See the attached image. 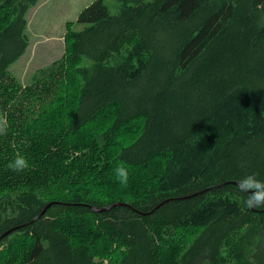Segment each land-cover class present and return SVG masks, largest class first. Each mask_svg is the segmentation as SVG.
<instances>
[{
	"label": "trees",
	"instance_id": "obj_1",
	"mask_svg": "<svg viewBox=\"0 0 264 264\" xmlns=\"http://www.w3.org/2000/svg\"><path fill=\"white\" fill-rule=\"evenodd\" d=\"M38 1L0 0V264H264V0H92L22 87Z\"/></svg>",
	"mask_w": 264,
	"mask_h": 264
},
{
	"label": "rangeland",
	"instance_id": "obj_2",
	"mask_svg": "<svg viewBox=\"0 0 264 264\" xmlns=\"http://www.w3.org/2000/svg\"><path fill=\"white\" fill-rule=\"evenodd\" d=\"M92 0H39L27 13L25 52L9 67V73L25 87L33 81L40 68L58 60L64 53L65 33L80 30L78 12ZM110 14L119 13V0H103ZM149 1V0H146Z\"/></svg>",
	"mask_w": 264,
	"mask_h": 264
},
{
	"label": "clouds",
	"instance_id": "obj_3",
	"mask_svg": "<svg viewBox=\"0 0 264 264\" xmlns=\"http://www.w3.org/2000/svg\"><path fill=\"white\" fill-rule=\"evenodd\" d=\"M8 121L5 115H0V136L7 135ZM7 167L14 172H22L29 167V162L24 156L17 154ZM116 180L126 186L128 183V170L122 165H118L115 170ZM239 192L245 196L241 202L242 207H264V180L259 178V173L251 172L238 178Z\"/></svg>",
	"mask_w": 264,
	"mask_h": 264
},
{
	"label": "water",
	"instance_id": "obj_4",
	"mask_svg": "<svg viewBox=\"0 0 264 264\" xmlns=\"http://www.w3.org/2000/svg\"><path fill=\"white\" fill-rule=\"evenodd\" d=\"M53 203H59V202H58V201H51V202H49V203L45 206V208L41 211V213L38 214L35 218H38L41 214H43L44 211L47 209V207H49V206H50L51 204H53ZM116 204H117V203L112 204V205L107 206V207H102V208L92 207V209L95 210V211H98V212H100V211H105V210H107V209H109V208H111V207H114ZM12 230H13V229H10V230L4 232L0 237H3V236H5V235H7V234H8L10 231H12Z\"/></svg>",
	"mask_w": 264,
	"mask_h": 264
}]
</instances>
